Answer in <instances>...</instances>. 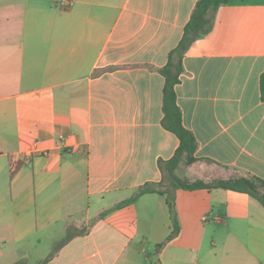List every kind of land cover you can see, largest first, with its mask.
Returning a JSON list of instances; mask_svg holds the SVG:
<instances>
[{"label":"crops","instance_id":"crops-1","mask_svg":"<svg viewBox=\"0 0 264 264\" xmlns=\"http://www.w3.org/2000/svg\"><path fill=\"white\" fill-rule=\"evenodd\" d=\"M197 2L0 0V264H264L249 195L178 190L181 231L159 252L166 197L136 198L180 145L162 125L160 70ZM183 68L198 161L176 175L264 181V0L220 7Z\"/></svg>","mask_w":264,"mask_h":264},{"label":"trees","instance_id":"trees-1","mask_svg":"<svg viewBox=\"0 0 264 264\" xmlns=\"http://www.w3.org/2000/svg\"><path fill=\"white\" fill-rule=\"evenodd\" d=\"M229 2L230 0H198L191 19L184 28L180 43L170 53L167 65L160 70L166 81L163 96L164 117L162 125L178 138L180 145L170 160L160 162V169L163 173L162 182L148 184L136 194V198L148 193L166 197L172 220V231L162 244L156 246V252H159L180 234L181 228L175 207V194L178 190L223 189L244 193L264 207V181L260 178L240 177L229 180H214L206 183L204 181L181 179L176 175V170L181 163L191 166L198 161L196 157L197 140L194 134L183 125L182 111L178 105L175 90L184 72L183 59L192 44L211 31L217 10ZM260 91L261 99L264 101V74L260 79Z\"/></svg>","mask_w":264,"mask_h":264},{"label":"rangeland","instance_id":"rangeland-1","mask_svg":"<svg viewBox=\"0 0 264 264\" xmlns=\"http://www.w3.org/2000/svg\"><path fill=\"white\" fill-rule=\"evenodd\" d=\"M179 175H180V173H179ZM182 175V174H181ZM42 251H44V250H42ZM34 257V256H33ZM33 257H31L32 259L31 260H33Z\"/></svg>","mask_w":264,"mask_h":264},{"label":"built area","instance_id":"built-area-1","mask_svg":"<svg viewBox=\"0 0 264 264\" xmlns=\"http://www.w3.org/2000/svg\"><path fill=\"white\" fill-rule=\"evenodd\" d=\"M67 4L66 3H63V6H66Z\"/></svg>","mask_w":264,"mask_h":264}]
</instances>
